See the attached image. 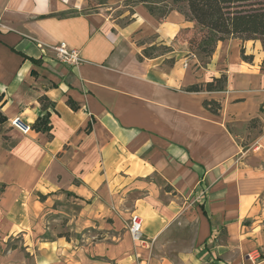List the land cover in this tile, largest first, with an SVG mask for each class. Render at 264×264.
I'll return each mask as SVG.
<instances>
[{
  "label": "crops",
  "instance_id": "0c3cea01",
  "mask_svg": "<svg viewBox=\"0 0 264 264\" xmlns=\"http://www.w3.org/2000/svg\"><path fill=\"white\" fill-rule=\"evenodd\" d=\"M115 3L0 0V264H264L260 41L195 64L179 40L194 21Z\"/></svg>",
  "mask_w": 264,
  "mask_h": 264
},
{
  "label": "trees",
  "instance_id": "16d2710c",
  "mask_svg": "<svg viewBox=\"0 0 264 264\" xmlns=\"http://www.w3.org/2000/svg\"><path fill=\"white\" fill-rule=\"evenodd\" d=\"M86 2L88 8L94 9L105 5L107 0H86ZM128 2H133V5L144 4L148 11L156 17H164L175 9L181 12L187 20L194 21L200 29V36L188 40L189 51L193 53L195 50L196 55L204 64L211 57L216 44L229 38L258 39L264 49V0H126V4ZM173 4L178 6L167 8V5L172 6ZM156 47L158 46L146 47L142 54L150 57L152 49ZM162 47L166 50L170 49L168 46L162 45ZM242 56L249 59L248 56L243 54ZM224 82L225 76H220L207 82L205 88L221 90L224 88ZM199 88V86L192 87L197 90ZM211 103L213 102L206 101L205 105ZM5 120V116L0 111V125ZM35 129L46 130L47 127L36 124Z\"/></svg>",
  "mask_w": 264,
  "mask_h": 264
},
{
  "label": "built area",
  "instance_id": "2783aa9c",
  "mask_svg": "<svg viewBox=\"0 0 264 264\" xmlns=\"http://www.w3.org/2000/svg\"><path fill=\"white\" fill-rule=\"evenodd\" d=\"M0 22V26H1ZM52 51H54L56 58L68 65H78L80 64L83 59L80 56L79 50L70 48L68 45L61 41L56 44L48 46ZM9 123L13 128H16L23 134L29 133L32 128L30 125L24 123L20 116H13L9 119ZM202 197V192H199L195 200H198ZM128 231L133 241L135 242H144V237L142 233V218L140 215L133 213L130 216L129 223H128ZM248 258H251V256L248 254Z\"/></svg>",
  "mask_w": 264,
  "mask_h": 264
},
{
  "label": "rangeland",
  "instance_id": "374dc122",
  "mask_svg": "<svg viewBox=\"0 0 264 264\" xmlns=\"http://www.w3.org/2000/svg\"><path fill=\"white\" fill-rule=\"evenodd\" d=\"M115 2H116V0H107L105 6L103 5V6H100V7H109L111 5L114 7L116 5ZM121 2H123V4H126V0H123V1L121 0ZM128 5L132 6L133 2H128ZM170 5H167V8H169V7L176 8L178 6L176 4H173L172 6H170ZM162 7H164V6H162ZM127 9H130V8L127 7ZM199 36H200V29H199V27L197 25H195V26H193L192 28H189V29H182L181 32H180V35H179V40L182 41V40L185 39V40L188 41L189 39H192L194 37L195 38H199ZM194 47H195V45H194ZM165 51H168V50L164 49L162 46H159V47H156V48L152 49L151 55L159 54V53H162V52H165ZM193 57H194V59H196L195 64H197V63L201 64V65L203 64V61H201L199 59V57L196 55L195 50H193Z\"/></svg>",
  "mask_w": 264,
  "mask_h": 264
}]
</instances>
